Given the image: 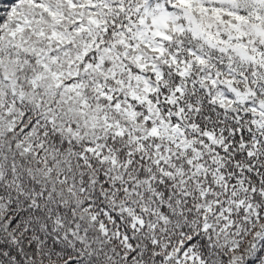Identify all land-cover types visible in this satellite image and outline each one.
I'll return each instance as SVG.
<instances>
[{"label": "snow or ice", "instance_id": "snow-or-ice-1", "mask_svg": "<svg viewBox=\"0 0 264 264\" xmlns=\"http://www.w3.org/2000/svg\"><path fill=\"white\" fill-rule=\"evenodd\" d=\"M0 264H264V0H0Z\"/></svg>", "mask_w": 264, "mask_h": 264}]
</instances>
